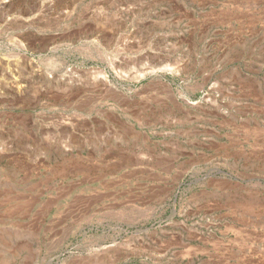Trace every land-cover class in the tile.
I'll use <instances>...</instances> for the list:
<instances>
[{
  "label": "rangeland",
  "instance_id": "1",
  "mask_svg": "<svg viewBox=\"0 0 264 264\" xmlns=\"http://www.w3.org/2000/svg\"><path fill=\"white\" fill-rule=\"evenodd\" d=\"M0 264H264V0H0Z\"/></svg>",
  "mask_w": 264,
  "mask_h": 264
},
{
  "label": "bare ground",
  "instance_id": "2",
  "mask_svg": "<svg viewBox=\"0 0 264 264\" xmlns=\"http://www.w3.org/2000/svg\"><path fill=\"white\" fill-rule=\"evenodd\" d=\"M162 67V66H161ZM164 69V68H163ZM96 77H98V76H96ZM100 77V76H99ZM102 77V76H101Z\"/></svg>",
  "mask_w": 264,
  "mask_h": 264
}]
</instances>
